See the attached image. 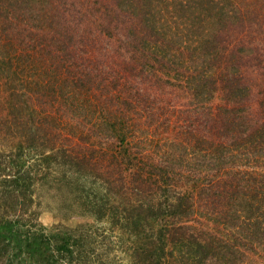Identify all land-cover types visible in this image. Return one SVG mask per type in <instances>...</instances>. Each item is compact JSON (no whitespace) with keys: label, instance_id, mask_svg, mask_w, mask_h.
<instances>
[{"label":"trees","instance_id":"1","mask_svg":"<svg viewBox=\"0 0 264 264\" xmlns=\"http://www.w3.org/2000/svg\"><path fill=\"white\" fill-rule=\"evenodd\" d=\"M259 17L0 0V264H264Z\"/></svg>","mask_w":264,"mask_h":264},{"label":"rangeland","instance_id":"2","mask_svg":"<svg viewBox=\"0 0 264 264\" xmlns=\"http://www.w3.org/2000/svg\"><path fill=\"white\" fill-rule=\"evenodd\" d=\"M258 23L254 25V28L252 31H255L256 33H253L251 36L260 37L261 41H255L253 42V47L259 49V53L262 54L264 51V24L263 18L259 17ZM261 24V25H260ZM263 24V25H262ZM44 197L45 200L43 201V209L41 210V214L39 215V221L45 226L46 228H50L54 224L58 223L57 218L54 215V211L51 207H55L52 204V201L49 199V194L44 191ZM62 212V211H60ZM63 222V221H62ZM76 221L73 219H70L69 221L64 222V224L68 227H73L75 225Z\"/></svg>","mask_w":264,"mask_h":264}]
</instances>
